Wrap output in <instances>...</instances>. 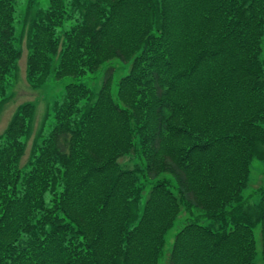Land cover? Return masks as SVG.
Instances as JSON below:
<instances>
[{"label":"trees","instance_id":"obj_1","mask_svg":"<svg viewBox=\"0 0 264 264\" xmlns=\"http://www.w3.org/2000/svg\"><path fill=\"white\" fill-rule=\"evenodd\" d=\"M19 2L0 0V111L23 42L32 88L129 70L115 100L111 68L94 99L66 85L36 131L35 104L17 107L0 136V264H160L182 214L164 264H254L258 248L264 263V187L244 195L264 164V0H24L16 25Z\"/></svg>","mask_w":264,"mask_h":264},{"label":"rangeland","instance_id":"obj_2","mask_svg":"<svg viewBox=\"0 0 264 264\" xmlns=\"http://www.w3.org/2000/svg\"><path fill=\"white\" fill-rule=\"evenodd\" d=\"M21 0L18 4L19 6L15 12L16 25L21 18L22 3ZM22 55L18 61V71L16 72V77H11V85L9 88L8 96L9 99L4 104L2 110L0 111V136L3 135L9 120L16 111L17 107L23 103H34L36 106V121H35V131L38 129L44 114L46 113L47 106L52 105L55 100H60L64 94V88L68 84H83L88 87L93 95V99L98 94L102 81L104 78L105 71L111 68L112 72V84H111V95L115 100L117 98V82L123 76L128 73L129 65L121 63L119 60H112L98 70L95 73H86L79 77H62L55 79L52 74L49 76L46 83L39 88L30 87L25 81V69H26V57L27 49L25 42L22 43ZM52 126L46 131L49 133ZM32 145V137L26 142L25 154L22 157V164H24L29 156ZM128 170L134 168V161H130L129 158H123L119 160ZM127 165V166H126ZM133 166V167H132ZM150 186V185H149ZM145 192L148 191V187ZM264 187V164L261 161L252 160L250 163V179L248 187L246 188L244 195H250V202L256 203L258 201V189ZM143 201V200H142ZM199 215L195 212V215L190 216L189 220L202 226H207L209 222L203 218H196ZM185 216L182 214L178 220H176L174 226L166 233L164 238V247L161 253L160 264H164L165 256L168 257L169 250L172 246L174 237L176 233L181 229L185 223ZM257 236V231L255 233ZM165 255V256H164ZM254 264H264L260 256L259 248L257 250Z\"/></svg>","mask_w":264,"mask_h":264}]
</instances>
